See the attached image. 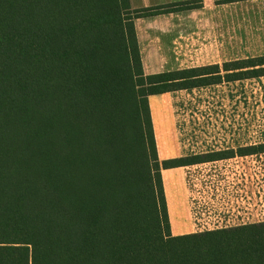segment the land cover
I'll use <instances>...</instances> for the list:
<instances>
[{"label":"trees","instance_id":"obj_1","mask_svg":"<svg viewBox=\"0 0 264 264\" xmlns=\"http://www.w3.org/2000/svg\"><path fill=\"white\" fill-rule=\"evenodd\" d=\"M191 4L0 0V264H264V223L170 234L161 171L193 160L159 162L149 97L264 76L146 75L135 20Z\"/></svg>","mask_w":264,"mask_h":264},{"label":"crops","instance_id":"obj_2","mask_svg":"<svg viewBox=\"0 0 264 264\" xmlns=\"http://www.w3.org/2000/svg\"><path fill=\"white\" fill-rule=\"evenodd\" d=\"M185 2L135 20L146 75L264 56V0L130 6ZM242 89L245 101L234 96ZM149 106L159 162L193 160L161 171L171 236L264 223V76L150 96Z\"/></svg>","mask_w":264,"mask_h":264},{"label":"rangeland","instance_id":"obj_3","mask_svg":"<svg viewBox=\"0 0 264 264\" xmlns=\"http://www.w3.org/2000/svg\"><path fill=\"white\" fill-rule=\"evenodd\" d=\"M243 91H244V89H242L241 91H237V92H235V94H234V96H235V98H237V100H241V101H245L244 100V96L243 95H245V93H243ZM212 94V93H211ZM230 95V94H229ZM208 98V96L207 97H202L200 100H202V99H207ZM211 97H209L208 99H210ZM245 110H246V107L244 106L243 108H240L239 109V114L241 115L240 117H239V121L241 120V119H246L245 117H242L243 115H245ZM240 123V122H239ZM210 128L211 129H214V127L213 126H210Z\"/></svg>","mask_w":264,"mask_h":264}]
</instances>
